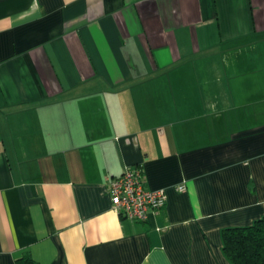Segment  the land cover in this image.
Listing matches in <instances>:
<instances>
[{
    "label": "crops",
    "instance_id": "1",
    "mask_svg": "<svg viewBox=\"0 0 264 264\" xmlns=\"http://www.w3.org/2000/svg\"><path fill=\"white\" fill-rule=\"evenodd\" d=\"M263 217L264 0H0V264H231Z\"/></svg>",
    "mask_w": 264,
    "mask_h": 264
},
{
    "label": "built area",
    "instance_id": "2",
    "mask_svg": "<svg viewBox=\"0 0 264 264\" xmlns=\"http://www.w3.org/2000/svg\"><path fill=\"white\" fill-rule=\"evenodd\" d=\"M109 196L112 211L123 220L134 223L147 221L150 214H159L166 204L163 189L148 190L142 167H126L118 177L108 179ZM180 193L186 192V186L176 188Z\"/></svg>",
    "mask_w": 264,
    "mask_h": 264
},
{
    "label": "trees",
    "instance_id": "3",
    "mask_svg": "<svg viewBox=\"0 0 264 264\" xmlns=\"http://www.w3.org/2000/svg\"><path fill=\"white\" fill-rule=\"evenodd\" d=\"M223 253L231 264H264V217L248 227L222 231ZM17 264H34L25 257Z\"/></svg>",
    "mask_w": 264,
    "mask_h": 264
}]
</instances>
